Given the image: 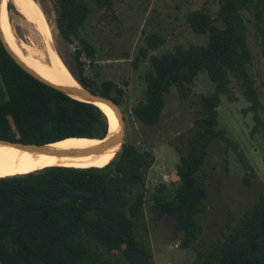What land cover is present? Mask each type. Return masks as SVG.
Returning <instances> with one entry per match:
<instances>
[{
    "label": "trees",
    "instance_id": "trees-1",
    "mask_svg": "<svg viewBox=\"0 0 264 264\" xmlns=\"http://www.w3.org/2000/svg\"><path fill=\"white\" fill-rule=\"evenodd\" d=\"M95 2L111 9L109 0ZM89 13L81 1L57 0L59 33L66 43H78L75 70L69 71L84 89L121 106L122 88L112 80H100L92 65L96 48L81 36ZM245 14L252 18L264 58V0H219L214 19L206 10L193 11L187 21L193 32L208 35L207 44L150 55L164 43L159 34H150L136 57L149 58L152 66L145 75V101L131 111L145 125L159 124L172 88L186 98L200 71H207L215 87L213 95L203 97L189 134L180 137L177 181L169 186L170 195L154 197L150 204L158 218L173 219L184 249L198 239V217L207 209L208 151L216 139L228 141L217 129L221 95L234 78L252 109L259 105L249 72L253 55ZM108 131L109 119L100 107L73 99L28 74L0 40V140L45 145L77 138L99 140ZM115 156L98 167L49 166L0 177V263L155 264L140 233L147 229L144 186L155 157L127 142ZM166 189L162 186L160 191ZM192 264H264V193L198 252Z\"/></svg>",
    "mask_w": 264,
    "mask_h": 264
},
{
    "label": "rangeland",
    "instance_id": "rangeland-1",
    "mask_svg": "<svg viewBox=\"0 0 264 264\" xmlns=\"http://www.w3.org/2000/svg\"><path fill=\"white\" fill-rule=\"evenodd\" d=\"M24 1L45 17L58 55L68 69L75 70L74 52L78 43H66L59 33L57 0ZM78 1L90 10L81 36L96 48L92 63L95 73L99 74L100 80H112L123 90L124 141L151 151L155 157L144 186L147 229L140 233L153 252L155 264H192L198 252L218 239L233 219L264 193V58L252 18L245 14L248 45L253 55L249 72L255 82L259 105L252 109L244 89L234 78L228 92L221 95L217 129L228 141L216 139L208 151L206 167L211 173L208 175L207 209L198 217L201 225L198 239L190 248L184 249L181 247L182 233L175 229L173 219L169 216L158 218L150 204L154 197L170 195L169 186L177 181L180 137L189 134L197 113L202 110L203 97L213 95L215 87L207 71H200L186 98L172 88L166 96L159 124L145 125L131 111L145 101V75L152 66L149 58L137 61L136 57L140 56L139 50L146 46L145 40L150 34H159L164 39L150 55L172 52L178 46L188 48L207 44L208 35L193 32L187 16L196 10H206L214 19L219 0H109V10L97 6L95 0ZM6 10L17 46L25 55L48 62L46 42L38 27L19 12L14 0H6ZM82 59L87 61L84 54ZM162 186L167 189L160 191Z\"/></svg>",
    "mask_w": 264,
    "mask_h": 264
},
{
    "label": "bare ground",
    "instance_id": "bare-ground-1",
    "mask_svg": "<svg viewBox=\"0 0 264 264\" xmlns=\"http://www.w3.org/2000/svg\"><path fill=\"white\" fill-rule=\"evenodd\" d=\"M14 4L28 21L38 27L46 42L49 61L45 62L32 57L33 55H25L17 46L6 10V0H4L0 10V27L4 39L12 50L28 68L41 78L70 92L82 93L83 87L71 74L54 47L53 35L45 17L24 0H14ZM36 53L38 52L36 51ZM94 103L108 116L110 127L107 139L118 137L121 134V127L114 110L103 102L94 101ZM102 142L101 140L78 138L67 139L50 144L49 148L53 152L47 149L30 150L24 146L0 142V177L22 175L49 166L76 168L102 166L121 150V144L114 148H107L100 145ZM57 152L62 154H56Z\"/></svg>",
    "mask_w": 264,
    "mask_h": 264
},
{
    "label": "water",
    "instance_id": "water-1",
    "mask_svg": "<svg viewBox=\"0 0 264 264\" xmlns=\"http://www.w3.org/2000/svg\"><path fill=\"white\" fill-rule=\"evenodd\" d=\"M4 0H0V10L2 7ZM0 40L4 46V48L6 49V51L8 52V54L11 56V58L24 70L26 71L28 74H30L31 76H33L34 78H36L37 80L59 90L60 92L64 93L65 95L79 100V101H83V102H87V103H91L94 104V101H100L103 102L105 104H107L108 106H110L114 112L116 113L117 117H118V121L121 127V134L118 137H114L111 139H107L108 134L106 135L105 138L103 139H99L101 141H103L100 145L102 147H107V148H114L116 145L121 144V150L124 147L125 141H124V136H125V130H126V124H125V118H124V114L122 112L121 106L112 98L110 97H106L100 94H96V93H92L86 89L83 88V92L82 93H73L70 92L58 85H55L43 78H41L39 75H37L35 72H33L30 68H28L24 62L16 55V53L12 50V48L9 46V44L7 43V41L4 39L3 34H2V30L0 27ZM97 106V105H96ZM108 117V116H107ZM110 127V126H109ZM109 132V131H108ZM91 139V138H88ZM0 142H4V143H10V144H14V145H18V146H24L30 150H43V149H47L50 152H53L52 149L49 148V145L52 144H45V145H36V144H20V143H12V142H7V141H2L0 140ZM120 150V151H121ZM119 153V152H118ZM56 154H62L61 152H57ZM118 155V154H117ZM116 155V156H117ZM115 156V157H116Z\"/></svg>",
    "mask_w": 264,
    "mask_h": 264
}]
</instances>
